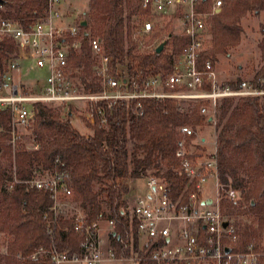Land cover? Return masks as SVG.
Here are the masks:
<instances>
[{
  "label": "trees",
  "instance_id": "obj_1",
  "mask_svg": "<svg viewBox=\"0 0 264 264\" xmlns=\"http://www.w3.org/2000/svg\"><path fill=\"white\" fill-rule=\"evenodd\" d=\"M209 8V0H202ZM226 6L209 19L213 45L201 57V64L220 54H228L243 39L242 21L250 14H264V0H226ZM48 0H0L9 16L31 26L45 16ZM83 17L88 25L81 29L84 39L79 52L72 51L70 68L86 91L99 92L93 72L91 37L101 39L113 65L124 67L132 78L171 73L189 38L168 31L163 35L159 17L153 33H139L151 14L142 0H90ZM81 22V21H80ZM79 22V24H80ZM264 34V29H263ZM168 40L162 52L156 47ZM264 60V37L259 43ZM13 41L0 44V72L4 61L16 56ZM8 53V54H7ZM10 53V54H9ZM264 63V62H263ZM78 71V72H76ZM264 78V64L254 76ZM242 79L227 82L235 87ZM184 103L186 105H184ZM105 107L107 122L101 117L89 124V133L74 125L76 105L35 103V121L28 140L21 136L12 144L11 113H0V234L7 238L0 253V264H56L51 251L79 254L84 235L75 230L77 210L81 208L88 223L114 220L110 246L118 258L142 255L137 222L132 213V182L142 177H157L169 184L173 198L187 200L196 185L182 171L177 156L182 138L179 127L199 128L214 125L219 176L241 188L238 202L222 201V210L236 221V252L257 254L264 264V97L223 98L217 103L218 115L210 120L201 109L210 101L184 102L178 99H144L141 114L128 102ZM198 148H201L198 146ZM64 171L70 175L74 208L63 205L57 215L51 211L53 199L48 190H38L26 181L45 172ZM17 180V182H15ZM64 203L68 199H63ZM233 221V220H232ZM41 252L34 256L36 253Z\"/></svg>",
  "mask_w": 264,
  "mask_h": 264
},
{
  "label": "built area",
  "instance_id": "obj_2",
  "mask_svg": "<svg viewBox=\"0 0 264 264\" xmlns=\"http://www.w3.org/2000/svg\"><path fill=\"white\" fill-rule=\"evenodd\" d=\"M64 1L48 0L45 16L31 26L5 16L6 9L0 5V44L13 41L16 45V56L4 61V71L0 72V113H11L9 133L14 146L22 136L21 130L29 129L35 121V103L83 105L87 123L95 124L100 116L104 125L107 117L101 104L113 108L125 101L136 114H141L144 99L175 98L188 103L209 100L210 106L205 105L201 113L213 119L211 110L215 112L218 101L223 98L264 97V78L242 80L232 87L220 80L217 64L211 59L200 62L213 38L209 19L226 6V0H209L207 9L201 7L202 0H142L143 8L151 16L145 19L139 33L148 35L155 30L154 15L160 19H176L174 33L189 38L184 53L174 61L171 73L161 71L156 75L132 78L124 67L113 65L114 59L103 50L101 39L91 37L92 68L100 91L89 93L70 68L71 50H81L84 35L80 21L66 22ZM29 60L35 68L47 70L46 78L33 83L32 87L23 80L22 67ZM178 130L182 138L178 142L177 156L182 162L183 173L196 189L187 200L182 196L173 198L169 184L157 177H146V192L142 196L130 195L142 255L130 257L129 261L131 264H257L259 253L252 248L242 252L233 250L238 236L232 220L222 210V201L238 202L242 193L233 182H225L219 176L216 140V150L203 157L202 147L207 139L197 135L188 146V139L196 135V131L191 126H181ZM0 131H3L1 125ZM69 179V173L55 170L26 183L50 192L54 201L50 209L57 215L63 205L74 208ZM64 198L68 199L65 203ZM209 199L211 203H207ZM77 214L75 230L85 237L82 251L71 254L54 248L51 251L53 261L56 264L63 261L117 264L123 261L110 245V248L104 246L101 230L104 220L88 223L81 208ZM225 220L229 221L228 227L223 226ZM107 221L113 232L114 220ZM226 247L232 251L226 253ZM41 252L46 251L34 256ZM0 253H8L7 247H0Z\"/></svg>",
  "mask_w": 264,
  "mask_h": 264
},
{
  "label": "rangeland",
  "instance_id": "obj_3",
  "mask_svg": "<svg viewBox=\"0 0 264 264\" xmlns=\"http://www.w3.org/2000/svg\"><path fill=\"white\" fill-rule=\"evenodd\" d=\"M90 0H65L63 2V12L65 15V20L68 24L78 23L81 20H84L83 14L84 11L90 5ZM162 28L163 35H167L168 31H176L177 21L176 19H159ZM243 27V39L240 45L235 49H232L228 54H220L217 61V70L220 77V80L224 82L237 81L238 78L242 80H252L257 71L264 64L262 58V50L259 47V43L264 37V14L258 16L256 14H250L242 21ZM153 33V31H152ZM148 34V37L152 34ZM213 39V38H212ZM213 42L209 46V49L212 47ZM32 67V68H31ZM23 69V80L28 86H34L33 83L37 81H43L47 76V70H40L33 66V61L29 60L25 62L22 67ZM78 72V71H76ZM78 78V77H77ZM184 105H186L184 103ZM85 106L81 105L76 109L74 117V125L79 130L89 133L88 123L83 117ZM214 112L211 110V114H214L215 118L218 115L217 108ZM21 135L25 136L26 140L30 135V129L21 130ZM197 135L207 139L206 144L203 148V157L210 155L211 152L216 150V145L214 141L216 140L214 125L206 123L203 128H199ZM147 180L146 177L140 179H135L132 182V189L134 192L142 196L146 192ZM130 196V195H129ZM132 197V196H131ZM132 202V199H131ZM132 204V203H131ZM233 226L236 221L243 220L246 221L245 216L241 218L233 217L232 218ZM107 221V220H104ZM104 222L101 223V228ZM236 228V227H235ZM7 241V238L4 235L0 234V247ZM264 244V243H263ZM61 264H79L68 261H63ZM82 264V263H80ZM117 264H131V262L124 258L123 261L117 262Z\"/></svg>",
  "mask_w": 264,
  "mask_h": 264
},
{
  "label": "crops",
  "instance_id": "obj_4",
  "mask_svg": "<svg viewBox=\"0 0 264 264\" xmlns=\"http://www.w3.org/2000/svg\"><path fill=\"white\" fill-rule=\"evenodd\" d=\"M133 194H136V193L134 192L133 189H131L130 195H133ZM103 222H104V224H103L101 230H102V237H103L104 246L106 248H110L109 245H110V234H111V232L109 230L108 221H103Z\"/></svg>",
  "mask_w": 264,
  "mask_h": 264
},
{
  "label": "water",
  "instance_id": "obj_5",
  "mask_svg": "<svg viewBox=\"0 0 264 264\" xmlns=\"http://www.w3.org/2000/svg\"><path fill=\"white\" fill-rule=\"evenodd\" d=\"M80 25L83 26V27L87 26V25H88L87 20H85V19H84V20H81ZM167 42H168V40H165V41L161 42V43L156 47L157 51H158V52H162V51L164 50V47H165V45L167 44ZM210 120H212V118H210ZM211 201H212V200L209 199V200L207 201V203H211ZM228 224H229V221H228V220H225V222L223 223V226L228 227ZM231 251H232V249H231L230 247H226V250H225L226 253H230Z\"/></svg>",
  "mask_w": 264,
  "mask_h": 264
}]
</instances>
